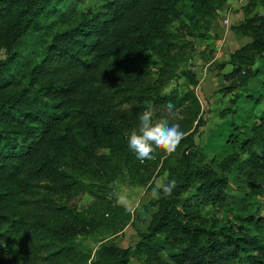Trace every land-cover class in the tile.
Instances as JSON below:
<instances>
[{"label":"trees","instance_id":"16d2710c","mask_svg":"<svg viewBox=\"0 0 264 264\" xmlns=\"http://www.w3.org/2000/svg\"><path fill=\"white\" fill-rule=\"evenodd\" d=\"M92 1L0 0V252L30 262L36 256L44 264H127L132 257L141 264H264V213L218 228L204 215L207 206L227 201L229 189L246 187L245 193L264 197V114L255 122L253 113L264 97V80L249 87L245 71L255 54L264 53V13L233 26L250 41L229 55L231 69L223 76L247 84V92L235 95L204 142H195L202 124L196 96L152 97L156 106L186 107L178 123L186 135L173 154L159 159L167 173L162 183L175 179L177 187L170 197L151 199L155 209L145 231L125 247L101 246L94 257L76 248L77 230L116 234L130 220V210L114 204L107 189L124 172L139 186L152 177L125 137L148 100L142 83L156 62L144 52L167 59L171 25L184 12L181 3L197 11L208 5ZM263 68L264 58L252 74ZM129 101L136 104L133 113H119L116 105ZM78 174L99 186L88 190L91 204L83 210L55 205L52 195L86 190ZM38 192L41 197L33 198ZM27 204L40 208L41 216L17 217ZM19 238L27 250L19 249Z\"/></svg>","mask_w":264,"mask_h":264},{"label":"rangeland","instance_id":"374dc122","mask_svg":"<svg viewBox=\"0 0 264 264\" xmlns=\"http://www.w3.org/2000/svg\"><path fill=\"white\" fill-rule=\"evenodd\" d=\"M79 1L80 0H75ZM208 5L205 10H194L190 7L188 1L181 3L183 14L171 25L172 47L169 53V59L159 60L157 55L145 51L146 56L155 60V65H150V76L144 80L143 91L148 94L147 105L154 110V119L166 118L169 123L178 124L185 116L186 107H175L173 113H168L167 105H153L152 97L159 92L160 94L173 93L178 97L184 93H192L199 100L201 106L200 115L202 124L195 134V142L205 141L210 129L214 128L222 121L221 112L230 110L233 107L231 100L237 94H245L247 84H240L238 80L225 78L223 75L231 69L227 63L229 55L241 47L250 38L244 36L233 29L245 17L254 13H264V5L260 0H207ZM93 5L92 0H84V5ZM71 5V4H70ZM227 22L224 23L223 20ZM2 55V54H1ZM262 56L255 54L253 62L245 71L250 72L248 78L249 87H259L260 81L264 80V68L260 75L254 76L252 71L260 64ZM223 63L222 68L218 64ZM144 64V63H142ZM258 77V78H257ZM193 79V82L191 81ZM116 99L114 102H118ZM136 104L133 101L117 104L119 113L127 115L133 113ZM145 108V103L141 112ZM253 113L255 122L264 114V97L256 103ZM131 126L125 130L127 139L130 132L138 127V115L134 113ZM100 153L108 152L106 149H99ZM166 157L163 153L155 154V159L145 161L144 166L152 172L151 180L147 185L139 186L131 182L126 173L116 175L109 180L107 189L108 198L118 205L128 208L131 212L130 220L127 225L116 234H112L110 229H79L74 232L73 242L79 250L94 257L97 251L103 246L110 251L118 247H125L133 244L137 239V232L145 231L155 206L151 202V189L156 182L166 179V171H161L159 159ZM80 176L79 180L86 185V190H74L73 194L52 195L55 205L66 203L73 204L77 210L87 208L93 201L91 191L99 186L94 181H90L86 176ZM230 186H233L231 180ZM245 187L243 190L229 189V198L221 206H207L204 209V215L208 225H214L216 228L222 225H230L238 220V217L247 214L264 213V197L261 195H252ZM41 193L34 194L33 198H40ZM41 216L40 208L27 204L18 208L17 217L26 219L34 216ZM16 243L19 249L27 250L29 247L25 240L19 238ZM2 244H0V247ZM32 256V255H31ZM30 259L17 257L10 253L0 252V264H44L42 259L36 256ZM127 264H141V262L132 257Z\"/></svg>","mask_w":264,"mask_h":264},{"label":"clouds","instance_id":"9594fccd","mask_svg":"<svg viewBox=\"0 0 264 264\" xmlns=\"http://www.w3.org/2000/svg\"><path fill=\"white\" fill-rule=\"evenodd\" d=\"M175 105L167 104L168 113H173ZM154 110L145 102V108L138 114V127L130 132L127 144L140 164L155 159V154L163 153L165 156L173 154L186 133L180 129V125L169 123L166 118L154 119ZM177 187V181L172 179L167 183L156 182L151 189V197L160 199L170 197ZM22 264V262H21Z\"/></svg>","mask_w":264,"mask_h":264},{"label":"built area","instance_id":"2783aa9c","mask_svg":"<svg viewBox=\"0 0 264 264\" xmlns=\"http://www.w3.org/2000/svg\"><path fill=\"white\" fill-rule=\"evenodd\" d=\"M223 22H224V23H226V22H227V20H226V19H224V20H223Z\"/></svg>","mask_w":264,"mask_h":264}]
</instances>
